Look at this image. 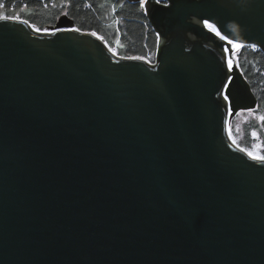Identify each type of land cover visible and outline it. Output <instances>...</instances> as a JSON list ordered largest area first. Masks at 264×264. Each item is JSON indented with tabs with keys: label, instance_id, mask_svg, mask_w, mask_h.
Returning <instances> with one entry per match:
<instances>
[{
	"label": "water",
	"instance_id": "95a60500",
	"mask_svg": "<svg viewBox=\"0 0 264 264\" xmlns=\"http://www.w3.org/2000/svg\"><path fill=\"white\" fill-rule=\"evenodd\" d=\"M128 1L154 62L67 14L0 19V264H264V165L231 132L259 98L229 43L264 52V0Z\"/></svg>",
	"mask_w": 264,
	"mask_h": 264
},
{
	"label": "trees",
	"instance_id": "16d2710c",
	"mask_svg": "<svg viewBox=\"0 0 264 264\" xmlns=\"http://www.w3.org/2000/svg\"><path fill=\"white\" fill-rule=\"evenodd\" d=\"M4 7L0 14L19 16L40 29L53 27L58 19L69 15L81 30L94 31L103 36L119 55H141L155 61L159 37L142 10L140 2L128 0H0ZM27 6L26 8L24 6ZM238 64L259 98L258 110L264 116V52L253 45H244ZM259 132L264 143V121L245 125L244 138L236 141L250 148L251 132ZM264 154V150H263Z\"/></svg>",
	"mask_w": 264,
	"mask_h": 264
},
{
	"label": "rangeland",
	"instance_id": "374dc122",
	"mask_svg": "<svg viewBox=\"0 0 264 264\" xmlns=\"http://www.w3.org/2000/svg\"><path fill=\"white\" fill-rule=\"evenodd\" d=\"M45 29H51L50 27H47ZM94 32V31H93ZM97 33V32H95ZM99 34V33H97ZM101 37H103L101 34H99ZM106 41V40H105ZM244 45H242L239 49L235 48V53H234V58L238 64V53L239 50L243 47ZM113 49V48H112ZM113 51H116V48L113 49ZM135 56V55H133ZM148 59V58H147ZM239 65V64H238ZM263 112H261V110H258V107L256 109H251V110H241L239 111L232 119L231 121V132L232 135L234 137V139L236 141H241L244 138V128L245 125L249 126L252 125V123L254 124H260L261 120L259 119L260 116H263L262 114ZM255 132L256 135L253 136L252 133ZM250 148L246 149L247 151H252L254 153H258L260 155H264L263 154V150H264V143L262 141V138L259 134V132L255 129L252 130L251 132V139H250Z\"/></svg>",
	"mask_w": 264,
	"mask_h": 264
},
{
	"label": "snow or ice",
	"instance_id": "6c2138e0",
	"mask_svg": "<svg viewBox=\"0 0 264 264\" xmlns=\"http://www.w3.org/2000/svg\"><path fill=\"white\" fill-rule=\"evenodd\" d=\"M145 2H146V0H145ZM157 2H159V0H157ZM2 7H4V5H3L2 3H0V8H2ZM24 7L26 8L27 6L25 5ZM0 19H2V20L19 19V16H18V15H17V16H9V15H2V14H0ZM25 23H27V21H25ZM204 23H205L210 29H212L214 32H216L217 35H220L219 31H218L213 25L208 24L207 21H204ZM77 31H78V29H77ZM92 35H93V36H96L97 33L93 32ZM100 38L103 39L102 37H100ZM229 43H232V42L229 41ZM241 46H242V45H240V44H236V48H237V49H239ZM128 59L143 60L144 57H128ZM228 63H229V66L231 67V63H232L231 60H229ZM259 119H260L261 121H264V116H260ZM230 134H231V133H230ZM252 135L255 136L256 133L253 132ZM234 142H235V141H234ZM241 150H242V151H247V150H245V149H241ZM247 155H248L251 159H253V160H255V161L261 163L262 165H264V155H260V154H258V153H254V152H252V151H247Z\"/></svg>",
	"mask_w": 264,
	"mask_h": 264
},
{
	"label": "bare ground",
	"instance_id": "6f19581e",
	"mask_svg": "<svg viewBox=\"0 0 264 264\" xmlns=\"http://www.w3.org/2000/svg\"><path fill=\"white\" fill-rule=\"evenodd\" d=\"M232 46L234 47V48H236V43L235 42H232ZM232 62V61H231Z\"/></svg>",
	"mask_w": 264,
	"mask_h": 264
}]
</instances>
